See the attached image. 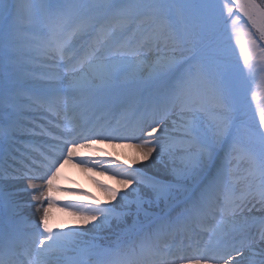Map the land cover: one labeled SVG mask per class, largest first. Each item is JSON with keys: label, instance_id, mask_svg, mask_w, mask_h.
I'll use <instances>...</instances> for the list:
<instances>
[{"label": "snow or ice", "instance_id": "6c2138e0", "mask_svg": "<svg viewBox=\"0 0 264 264\" xmlns=\"http://www.w3.org/2000/svg\"><path fill=\"white\" fill-rule=\"evenodd\" d=\"M85 36L94 37L87 51L77 47ZM40 58L47 67L39 77L21 71ZM38 80L45 86L37 87ZM252 83L264 86V0H0V141L12 129L43 141L12 157L13 170L23 169L27 189L36 193V264H47L67 239L53 231L44 206L56 202L49 193L60 165L84 163L77 153L92 147L94 136L136 141L131 146L141 161L163 164L168 175L159 179L143 164L109 159L103 166L123 177L121 189L100 186L116 203L74 205L78 225L95 228L132 216L129 230L135 232L140 214L150 215L146 204H183L175 223L156 217V232L171 237L154 252L158 264H238L237 258L264 264V216L252 215L257 205L264 212V106L257 104L253 120L246 119ZM117 89L143 100L139 119L122 129L83 117L82 110L114 102ZM21 99L51 118L22 127L14 119L23 114L16 103ZM8 171L0 168V179ZM209 218L214 223L203 227ZM197 223L198 230L191 227ZM13 257L0 234V264H16Z\"/></svg>", "mask_w": 264, "mask_h": 264}, {"label": "bare ground", "instance_id": "6f19581e", "mask_svg": "<svg viewBox=\"0 0 264 264\" xmlns=\"http://www.w3.org/2000/svg\"><path fill=\"white\" fill-rule=\"evenodd\" d=\"M21 2L28 3L30 2V0H21ZM84 42H87V40L82 38L77 41V45H82ZM155 59V56L149 57V60ZM40 60L41 62H37L36 60L33 61V63H31L30 65L31 68L27 69V71L32 72L36 77H39L40 73L45 71L47 67L44 59L40 58ZM145 67H147V65ZM24 68L28 67L25 66ZM147 76L148 72L145 71L140 78L143 79ZM43 86H45V82L42 80H38L37 87ZM129 91L130 89H117L113 92L114 102H110L106 106L96 108L92 116L87 114L90 110H82L83 117L88 119L92 123H95L96 121H94L93 117L94 115H96L98 118H100L101 123L107 122L109 123V126L112 125L111 123L113 121L121 128L131 125L133 122L139 119L141 115V112L134 111L133 107L138 101L143 103V100L130 96ZM97 110H102L101 114H96ZM35 114H41L43 119H45L46 121L51 118L44 112L39 111L35 112ZM61 115H63V113H61ZM129 117L131 118L132 122H130ZM57 119H59V117H57ZM53 123H55V120H53ZM4 124L5 125L3 127H9L8 123ZM12 131L14 132L16 130L12 129L10 133ZM7 138L8 137H5L2 141H0V146L5 144L4 148L0 147L1 161L3 160V157L8 153ZM91 139L95 140L96 143L90 148L80 149L77 153V156L85 161L83 164L78 162L80 161V159H73L68 163H62L60 165V172L57 174L55 180L53 181L54 187L49 193V195H51L56 202L51 205H49L47 201L44 202V206L48 208L49 224L54 232L60 233L64 232L65 230L68 231L69 229L75 227H79L82 230L81 235H85V233L88 232V227H91L92 225L77 224V221L79 219V212L74 207V205H78V201L82 199L84 200L90 195L96 197V199H98L99 201H102L101 204L104 205L116 203L115 201H110L108 199L107 191L100 185L104 184L113 189H121L120 180L123 179V177H117L115 176L114 172L106 171L105 168L101 169L100 167H102V165L96 163V161H89L92 157H96L97 159L101 158V160L111 159L124 165L131 163L133 166L138 168L141 167V164H143L142 170L147 172L149 175H156L160 178H165L168 175V170L164 167V165H159L157 162L141 161L137 149L131 146L132 144H135L136 141H108L105 140L102 136H98L94 139L92 137ZM30 141L31 145L43 143V141L38 139H30ZM87 162H91L93 163V165H91L90 167L86 165ZM8 173L10 172L8 171L6 174L8 175ZM20 181L21 182L17 183V181H13L8 178L0 180V215L9 216L13 213L15 216L8 218L16 220V224L19 220V226L21 228H26V231H31V234L34 232V230H32V225L38 222L40 216V213L37 211L36 202L33 200V196L36 195V193L27 189V185L29 183L28 180L22 179ZM33 183L41 184L42 181L37 180L33 181ZM122 190L127 191V189ZM87 204L93 205V203L91 202ZM117 207L119 206L117 205ZM259 208L260 206L257 205V210H254L252 213V215L256 218L264 216V212L259 211ZM172 213L173 212L169 214L165 213L162 217L166 218V216H172ZM178 216H173L172 223H175ZM154 218L155 217H151L150 219V223L152 224L154 231L146 232V234H144V232L143 234L139 233L141 235V240L139 241L138 248L133 249L130 254L119 258L118 261L130 259L132 260V264H158V260L154 256V252L162 249L165 242H170L171 237L168 236L165 232H156L158 222L154 221ZM209 224H211V222L207 220L202 226H209ZM197 226L201 227V224L197 223ZM124 227L127 226H122V223L120 222L110 224L101 221L96 225L95 228H93L96 230H90V232L98 231L97 233L102 234L103 236H109L103 237L102 239L100 238L101 241L104 240L106 241V243H109L110 240H116L117 237L119 239L124 237L123 233H114L118 230L122 231L123 229H125ZM191 227H194V225H191ZM31 236L34 235L31 234ZM78 236H80V234ZM96 238H98V236H87L86 239H81V243L84 244L85 242L94 241L96 240ZM77 240L79 239L74 238L71 241L76 242ZM177 240H179V237H177ZM7 244L12 245V243ZM122 244L123 247L129 245L126 240H123ZM105 250L107 249L101 248L95 249V252L92 250H86L82 253L81 251L76 250L73 254V264H82L84 261H88V259L93 260L92 262L94 264H113L112 260L103 262H99L101 260L98 261L97 258L99 255L103 254L104 256V253L108 252ZM237 259L238 263L242 261L239 260V258ZM66 263L67 262H62V264Z\"/></svg>", "mask_w": 264, "mask_h": 264}, {"label": "rangeland", "instance_id": "374dc122", "mask_svg": "<svg viewBox=\"0 0 264 264\" xmlns=\"http://www.w3.org/2000/svg\"><path fill=\"white\" fill-rule=\"evenodd\" d=\"M30 2H31V0H30ZM221 3H222V0H221ZM222 28H223V25H221V30H222ZM83 38L86 39L87 42H84L82 45H77V47H82V49L84 51H87L88 45H89V43H91L93 41L94 37H92V36H85ZM237 55H238V53H237ZM36 61L37 62H41L40 59H37ZM30 65H31V63L30 64H27L26 66L28 68H23V69H21V71L22 72L23 71H27V69L31 68ZM131 72H132V70L131 69H128L124 73H121L120 81H118V83H124L125 77L128 76ZM6 85H7V78H6ZM250 87H251V91H249V92L246 93L247 99L244 101L245 108H246V112H247L246 119L249 122H251L253 120V118L255 117V111H256L257 104H259L261 106H264V86H261L258 83H252ZM253 91L256 93L255 101H252V92ZM16 103H18L21 106L22 111H23V114L20 115V116H18V118H15L14 117V119H19L20 121H22V125H21L22 127H24V126H30L31 123H35V124H38V125H42L43 123L46 122V120L43 119V117H42L41 114L40 115H37V114H35V112L31 111L25 105V101L23 99L17 101ZM138 104L140 105L139 108L137 107ZM249 104H251V107L250 108L248 107ZM142 108H143V103H141L140 101H138L136 103V105H134V109H136L138 111H142ZM92 111H93V109L90 110L88 112V114L91 113ZM40 112H44L45 113V110H41ZM6 115H7V113H6ZM48 115L50 116V114H48ZM130 121H131V119H130ZM4 123H8V121L5 120ZM110 127H113V126L110 125ZM14 132H15V134H12L13 131L11 133H9L10 136L8 137V144H7V148H8V151L9 152L3 157V160L0 163V168L9 169V172L10 173H8V175L6 174V177L8 179H10V180L17 181V183H18V182H21L20 180L24 179L23 178V169L13 170V169H15V164L12 161V157L13 156H16L18 158L19 152L23 150V147L27 143H28V145H31V143L29 144V142H31V141L29 139V134L27 132H23V133L16 132V131H14ZM34 145H36V144H34ZM2 147H3V145H1V148ZM258 150H259V148L257 146V151ZM7 159H9V160H7ZM96 161L97 162H100V164L102 165V167H100L101 169H104V166L103 165H106L108 163V161H106V160H104V161L103 160H100V158L98 160H96ZM81 164H83V163H81ZM158 164L160 165L161 163H158ZM86 165H87V163H86ZM161 165H163V164H161ZM88 166L91 167L90 164H88ZM246 168H247V165L243 166L242 171L240 173L241 175H246L247 174L246 171H244V169H246ZM156 177L159 178V179H163V178H160L158 176H156ZM249 180H252V177H249ZM258 183H259V180L258 179L253 180V186H255V184H258ZM74 193H75V191H74ZM131 198L132 197L129 196V199H131ZM89 201L93 202V205L98 204L100 202V201L98 202V199H96V197L90 195V196L87 197V199H84V202H80V204H87V203H89ZM145 208L149 211L150 215H149V217L146 218L143 213L140 214V216L138 218L140 228L137 231L134 232V233H137V234H136V239L133 240V242H132L133 244L130 243L126 247L117 248V251H113V253H111V254L108 253V256H111L110 257L111 259L113 258L115 260L117 258L116 256H124L125 254L127 255L133 249H137L138 248L139 241L141 240V235L139 233H142L143 234V232H144V234H146V232H153L152 227H150V228L148 227L146 229L143 228V226H145V223H147L148 220L151 219V217H155L154 218V221L158 222V224H159L160 222L158 220H156V217H161L165 213L166 214H169V213L173 212L172 213V216L166 217V219L171 222L173 216L180 215V213L183 211L184 205L183 204H180L179 206L173 205L172 207L165 208V206L163 204H161L159 207H157L155 204H153L149 208V206L146 204L145 205ZM134 210L135 209H134V205H133L132 206V211H134ZM11 215L12 216H15L13 213ZM132 220H133V217L132 216L126 217L125 218V222H122V226H127V227H124L125 229H123L122 231L118 230V231H116L114 233H120V234L123 233L124 234V237H123L124 239L127 240L129 237L132 239L133 234L131 235L132 232L129 230V226L132 224ZM208 220L211 222V224L214 223V221L211 220V218H209ZM114 223H118V222L115 221V220H113V221L110 222V224H114ZM205 227H207V226H205ZM194 228H196L198 230L200 227H198L197 224H194ZM90 230H96V229H93V227L91 226V227H88V232H90ZM41 231H42V229H41ZM97 232L91 231L90 233L95 234V235H100V236H98L99 239L96 238V240H94V241H90V242H87V243L85 242L84 244H82L81 243V239L82 238L83 239H86V237L88 235H86V234L85 235H81L80 234V236H78V235H72L71 233H69L68 231L65 230L63 233H66L67 234V239H63V238L60 239L59 244L61 246L58 247L55 251L51 252L49 254V257L54 258V261L53 262H55V261L56 262H60V260H63V259L67 260L69 257H71V254L73 252H75L76 250H78V251H80V250L81 251L82 250H87V249H94L95 250V249H101V248L107 249L108 246L109 247L112 246L113 241L115 242V239L114 240H110L109 243L108 242L106 243V241H104V240L101 241V239L103 237H109V236H101V234H99ZM74 238L75 239H79L80 241L79 240H77L76 242H74L75 240L74 241H71ZM130 240H129V242H130ZM111 241H112V243H111ZM117 246H119V242H118V245ZM33 258H35V257H33ZM52 258L51 259L49 258L48 263L49 262H52ZM34 262L35 263H33V259H32L31 260V263L32 264H36V261H34ZM238 264H245V262L244 261H240Z\"/></svg>", "mask_w": 264, "mask_h": 264}]
</instances>
